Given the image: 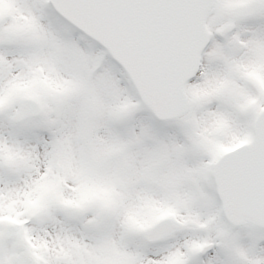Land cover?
Listing matches in <instances>:
<instances>
[{"label":"snow or ice","instance_id":"6c2138e0","mask_svg":"<svg viewBox=\"0 0 264 264\" xmlns=\"http://www.w3.org/2000/svg\"><path fill=\"white\" fill-rule=\"evenodd\" d=\"M0 264H264V0H0Z\"/></svg>","mask_w":264,"mask_h":264}]
</instances>
